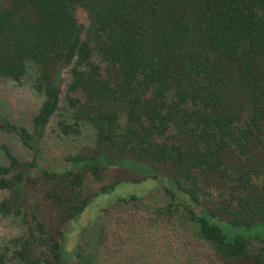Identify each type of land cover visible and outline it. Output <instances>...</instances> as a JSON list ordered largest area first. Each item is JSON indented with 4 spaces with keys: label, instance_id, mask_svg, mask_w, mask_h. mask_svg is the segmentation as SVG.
<instances>
[{
    "label": "trees",
    "instance_id": "16d2710c",
    "mask_svg": "<svg viewBox=\"0 0 264 264\" xmlns=\"http://www.w3.org/2000/svg\"><path fill=\"white\" fill-rule=\"evenodd\" d=\"M0 78L42 96L31 129L0 111V129L30 152L1 146L0 214L23 226L0 243V264H264V244L252 248L263 238L220 225H264V0H0ZM62 108L70 121L57 133L86 126L93 141L48 169L39 142ZM111 166L146 174L102 183ZM160 168L164 203L119 197L128 207L115 221L117 206H105L64 249L65 226L97 196ZM37 183L50 224L28 199Z\"/></svg>",
    "mask_w": 264,
    "mask_h": 264
},
{
    "label": "rangeland",
    "instance_id": "374dc122",
    "mask_svg": "<svg viewBox=\"0 0 264 264\" xmlns=\"http://www.w3.org/2000/svg\"><path fill=\"white\" fill-rule=\"evenodd\" d=\"M77 16L79 20L84 21L85 15L82 11H78ZM64 79L67 78V72H63ZM62 91V98H63ZM42 101V96L37 94L31 86V83L25 81L18 84L17 82L0 78V111L12 122L26 126L31 129L32 117L35 114L38 106ZM67 111L63 108L54 114L45 129L44 136L39 142L41 147V156L39 158L40 164L45 168L58 169L64 167L69 162L66 156L76 154L89 147L93 141L92 131L86 127H82V133L77 136H62L57 133V120L64 117L68 120ZM70 121V120H68ZM2 145H6L8 149L19 159L25 160L30 158L29 150L23 145L19 137L13 133H8L0 129V165H8L9 159L3 149ZM135 174L130 168L122 166H111L105 173V179L102 183H108L110 180L118 179L119 177H126L136 179L138 176H143L145 171H137ZM158 178L155 180L151 176H147L142 181H123L118 183L112 190L104 195L97 196L81 217L65 226L63 247L66 251H70L77 242L79 234H84V240L94 227L99 226L103 220L105 206H117L111 213V219L114 220L121 212L118 209L128 207L126 204L116 205V200L119 197L128 196L131 194L141 195L145 203H164L163 190L161 186H168L166 179L167 171L164 169H157ZM31 176L40 178L41 173L33 170ZM99 182L88 175L86 180V189L95 191L100 187ZM42 185L34 184L28 188V199L36 204L42 205L43 211L46 213V221L50 224L53 219L47 205L43 202ZM8 195L7 190H0V200ZM114 201V202H113ZM113 202L111 204H108ZM222 228L229 234H240L246 237H260L264 239V225L255 226L252 228L244 227H229L224 223H220ZM22 222L20 218L14 216H3L0 214V243H4L10 237L18 234L22 229ZM264 244L258 240L252 241V248Z\"/></svg>",
    "mask_w": 264,
    "mask_h": 264
}]
</instances>
